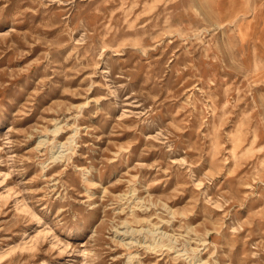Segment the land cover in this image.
Masks as SVG:
<instances>
[{
	"label": "rangeland",
	"instance_id": "obj_1",
	"mask_svg": "<svg viewBox=\"0 0 264 264\" xmlns=\"http://www.w3.org/2000/svg\"><path fill=\"white\" fill-rule=\"evenodd\" d=\"M262 15L0 0V264H264Z\"/></svg>",
	"mask_w": 264,
	"mask_h": 264
},
{
	"label": "bare ground",
	"instance_id": "obj_2",
	"mask_svg": "<svg viewBox=\"0 0 264 264\" xmlns=\"http://www.w3.org/2000/svg\"><path fill=\"white\" fill-rule=\"evenodd\" d=\"M212 9H214V8H212ZM241 15H242V14H241ZM262 16H264V15H262ZM235 18H236V17H235ZM235 18H234V19H235ZM236 20H237V19H236ZM230 22H231V21H230ZM233 22H234V21H233ZM261 22H262V20H261ZM263 23H264V22H263ZM224 24H225V23H224ZM230 24H231V23H230ZM232 24H233V23H232ZM221 25H222V24H221ZM221 25H220V26H221ZM224 26H225V25H224ZM263 26H264V25H263ZM219 28H220V27H219ZM261 28H262V27H261ZM258 32H259V31H258ZM255 55H256V54H255ZM254 58H255V57H254Z\"/></svg>",
	"mask_w": 264,
	"mask_h": 264
}]
</instances>
